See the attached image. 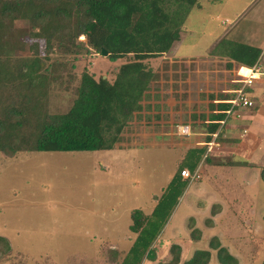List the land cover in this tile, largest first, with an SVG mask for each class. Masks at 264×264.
<instances>
[{
  "label": "rangeland",
  "instance_id": "rangeland-1",
  "mask_svg": "<svg viewBox=\"0 0 264 264\" xmlns=\"http://www.w3.org/2000/svg\"><path fill=\"white\" fill-rule=\"evenodd\" d=\"M199 3L200 7L194 6L187 15L179 40L170 50L144 60L156 78L144 93L141 110L135 112L121 134V144L94 151H20L13 157L0 152V236L10 245L7 252L0 253V264L120 263L135 236L128 228L130 211L142 208L150 212L177 170V157L185 140L175 133L163 134L171 126L169 115L174 116V128L181 121L191 120L193 128L205 131L204 118L216 108L213 100L226 97L221 90L232 88L236 78H246L242 67H225L224 57L212 54L214 35L240 21L242 27L246 22L252 25L250 19L254 20L253 27L258 26L264 33V0ZM12 28L7 46L9 63L17 66V59L34 55L36 48L44 65L52 71L42 99L43 111L48 113L67 111L84 70L95 79L103 76L113 81L120 65L134 60L131 53L110 60L93 49L72 53L62 48H55L45 58L44 40L31 37L27 19L15 20ZM73 29L72 22L68 32L59 33L57 38L65 41L71 51L76 48L67 36L74 33ZM78 40L86 42L83 35ZM207 96L210 101H206ZM3 104L0 102V108ZM154 115L165 120L155 123L157 137L151 132ZM198 117L200 122L196 121ZM35 124V115L31 114L23 132L33 133ZM162 124L165 126L161 127ZM225 158L230 159V155L220 157ZM209 167L204 161L200 178L189 182L179 197L162 231L157 258L169 255L167 247L175 241L181 246L183 259L195 249L208 248V264H220L216 249L209 246V239L215 235L237 257L238 264H261L264 181L259 168ZM216 170L222 175L232 171L236 176L233 185H228L225 175H213ZM216 207L212 216L211 210ZM208 217L212 221L207 222ZM192 228L200 229L199 238H191ZM143 264L153 262L146 258Z\"/></svg>",
  "mask_w": 264,
  "mask_h": 264
},
{
  "label": "trees",
  "instance_id": "trees-1",
  "mask_svg": "<svg viewBox=\"0 0 264 264\" xmlns=\"http://www.w3.org/2000/svg\"><path fill=\"white\" fill-rule=\"evenodd\" d=\"M194 6L200 7L199 0H0V102L4 103L0 108V152L13 157L20 151H94L115 147L135 112L141 110L144 93L156 78L144 60L170 50L179 40L182 24ZM17 19H27L31 37L44 40L45 58L55 48H62L72 53L93 49L110 60L131 53L134 60L120 65L113 81L103 76L95 79L84 70L67 111L48 113L43 111L42 99L52 71L44 65L36 48L34 55L17 59V66L9 63L7 46ZM72 22L75 31L68 34L67 41L76 48L73 51L65 41L57 40L59 33L68 32ZM80 35L85 36V43L78 40ZM213 52L251 67L261 49L222 38ZM240 67L245 75L250 73L246 67ZM240 84L237 82L236 87ZM229 99L220 102L209 115L205 141H210L219 130L218 122L231 105ZM31 114L35 115V131L24 133L22 127ZM202 159H207L204 147L188 150L152 210L130 211L129 229L136 237L119 264H141L144 258L155 264L180 263L178 243H171L169 255L158 259L154 242L189 184L181 170L187 167L195 171ZM259 175L264 181V164ZM200 235V229L192 228L191 238ZM209 246L216 249L220 264H238L237 257L220 244L217 236L209 239ZM9 249L7 239L0 236V253ZM210 258L208 248L195 249L181 264H208Z\"/></svg>",
  "mask_w": 264,
  "mask_h": 264
},
{
  "label": "crops",
  "instance_id": "crops-1",
  "mask_svg": "<svg viewBox=\"0 0 264 264\" xmlns=\"http://www.w3.org/2000/svg\"><path fill=\"white\" fill-rule=\"evenodd\" d=\"M250 20L252 22V25L246 22V24L243 25L242 27L241 26L242 23L240 21L238 22V25H235V23H233V26L224 27V29H222L220 32L214 35L213 40L211 42L213 45L209 44L208 48H211L210 46L212 45L213 46L212 51H213L216 44L222 38H226V39L237 41V42H243V43H246V44H249V45H252V46H255L261 49V53H260L258 60L251 67L242 65L239 62H236L235 60L228 58L227 56H223V55H220L214 52L212 53V54H215V57H224L223 59L225 60V62H227L225 63V67H230L236 70L237 66H243L249 69L250 71L251 69H253L254 66L258 67L259 71L254 73L255 75H254V78L252 79V83L246 86V91L250 99L254 103L253 106L252 107L234 106L233 108H231V105L230 106L228 105L227 108L225 109L227 110L225 116L223 117V119L219 120L218 122L219 130L212 134L210 141H205V139L204 140L201 139L203 136L206 137L207 130L204 131L202 129H197V126L196 128H193V125L190 123L191 120L181 121L179 122V125L174 128L172 124L174 121L173 114L169 115L171 126H169V129L167 131L163 132L165 136L167 135L172 136L175 133L177 136L180 135L181 137H183V140H185L183 143V146L181 147L180 155L177 157L179 158V163L183 160L188 150L199 149L201 147H204L206 149L207 159L206 160L202 159L197 165V167L195 168V170H198L199 173L201 171V166L204 165V161H206L207 164L210 165L209 169L220 168L219 170H224L228 168L231 170L232 167L234 166H257L260 170V166L264 164V33L258 30V26L253 27L254 20L252 19ZM222 32L223 34L219 35V33H222ZM228 63L230 64V66H228ZM238 74L240 75L243 73H240V71H238ZM248 75H245V77L247 78ZM238 80L239 79L236 78L233 81L234 84L232 88H228V89L223 88L221 90L224 92L226 97L214 99L213 102H215L216 106L220 102H223V101L226 102L227 99L234 96L233 90L237 88L236 84ZM227 93H231V96H227L228 95ZM206 101H210L208 96H207ZM154 117H155L153 120L154 125H153V129L151 130V132L153 133V137H157V131L155 130L157 125H155V123H159V122L162 123L165 120L157 119L156 115H154ZM203 117L204 116H202V118ZM206 118H207V121L206 120L204 121L207 122L206 127H208V121L210 118L209 114L204 119ZM196 121L200 122V117H198ZM164 126L165 125L163 124L161 125V127H164ZM199 126H202V125L199 124ZM203 132H205V135H203L204 134ZM172 141L170 140V144H172ZM119 144L121 143L119 142ZM209 146L210 147L212 146L211 149H213V151L209 149ZM240 146H242V149L240 148ZM170 148H174V147H170ZM234 153H238L239 156L235 157ZM229 155H230V159H227V158H225L226 160L220 159V157L229 156ZM212 174L217 175L220 173L216 170ZM224 175L229 180L228 185H233L232 181L236 180L235 174H233L232 171L231 172L227 171L225 172ZM224 175L220 174V176H224ZM224 193L225 195H223V198H226L227 193L226 192ZM156 202H157V199H156ZM155 204L156 203H153V206ZM153 206L151 207L150 211L152 210ZM220 206H219V209L221 210ZM217 208L218 207L211 210L212 216L216 214ZM145 213H149V212H145ZM173 213H174V210L172 214ZM170 218L168 219V221L170 220ZM206 221L207 222L212 221L211 217H208ZM130 222H131V218H130ZM131 233H134V232L131 231ZM134 234L135 236L132 240V243L136 237V233ZM161 234L162 232L160 233V235L156 238L154 242V246L156 247L159 246ZM132 243L128 245L127 251L132 245ZM171 243L173 242L170 241V244ZM174 243H177V242L174 241ZM169 247H167V249H169ZM188 258L183 259L181 257L179 264H181L182 261ZM145 259L146 258L142 260L141 264H143V261ZM152 262L153 264H155V261H152Z\"/></svg>",
  "mask_w": 264,
  "mask_h": 264
},
{
  "label": "built area",
  "instance_id": "built-area-1",
  "mask_svg": "<svg viewBox=\"0 0 264 264\" xmlns=\"http://www.w3.org/2000/svg\"><path fill=\"white\" fill-rule=\"evenodd\" d=\"M258 71H259L258 67L254 66L253 69H251L247 78H245L244 80L241 79L238 80V82H240L241 85L233 90L234 96L228 100L231 104V108H233L234 106H240V107L253 106L254 103L250 99L246 91V86L252 83V79L254 78L255 75L254 73ZM180 174L184 179H188L189 182L196 181L197 179L200 178L198 170L191 172L190 170L185 168L181 170Z\"/></svg>",
  "mask_w": 264,
  "mask_h": 264
}]
</instances>
